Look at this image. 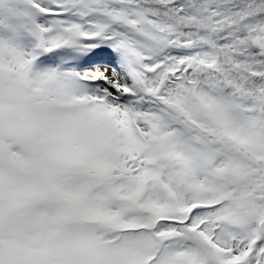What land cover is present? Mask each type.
Segmentation results:
<instances>
[{
  "label": "snow or ice",
  "instance_id": "6c2138e0",
  "mask_svg": "<svg viewBox=\"0 0 264 264\" xmlns=\"http://www.w3.org/2000/svg\"><path fill=\"white\" fill-rule=\"evenodd\" d=\"M0 264H264V0H0Z\"/></svg>",
  "mask_w": 264,
  "mask_h": 264
}]
</instances>
